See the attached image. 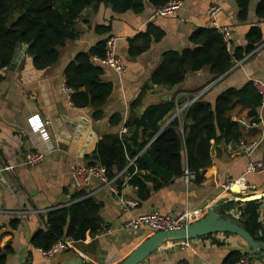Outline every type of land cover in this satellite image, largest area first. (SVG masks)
Instances as JSON below:
<instances>
[{
  "label": "crops",
  "instance_id": "1",
  "mask_svg": "<svg viewBox=\"0 0 264 264\" xmlns=\"http://www.w3.org/2000/svg\"><path fill=\"white\" fill-rule=\"evenodd\" d=\"M258 1H252L246 21L238 19L236 0H183L175 15L155 18H151L156 8L150 0L145 1L141 13L132 10L116 13L108 5H93L85 9L79 20V38L68 41L61 49L59 61L43 70L35 68L33 58L26 53L27 45L25 48L23 44L20 46L13 64L0 70L3 76L0 80V247L10 244L13 249L5 264H119L152 234L148 228H126L134 216L153 210L174 214L203 210L205 216L218 201L223 203L264 193V173H246L250 160L264 161V106L259 107V119L255 122L248 116L249 107L238 104L228 114L242 123L243 136L236 141L213 145V163L205 169L201 183L194 180L187 184L182 176L165 179L156 174L157 179L166 184L157 190L151 184V196L141 201L137 188L132 185L123 186L116 195L99 180H94L87 193L103 202L100 214L105 221L104 230L94 237L88 235L84 241L70 240L68 246L51 257L44 256L31 245L32 236L45 228L43 216L49 210L78 199L79 191L72 180V171L77 165L90 161L89 157L104 134L127 133L129 128L125 123L128 118L142 114L152 104L174 99L181 107L198 95L197 98L215 103L218 95L230 87L241 88L253 78L264 81L263 40L242 60L235 61L224 75L213 78L209 67H205L199 72H190L173 88L153 85L144 93L141 104L131 108L162 62L164 53L192 47L191 34L199 27L210 26L208 10L212 5L221 7L218 20L232 31L231 49H245V35L252 25L259 24L264 33V19L260 20L255 13ZM109 23L112 24L110 32L96 30L98 25ZM150 24L162 29L164 36L147 52L130 57L129 40L146 31ZM111 35L117 37L119 52L127 60L128 72L121 78L105 66L102 78L112 82L114 89L104 106L103 117L95 119L92 107H75L71 96L63 92L64 70L78 52L89 50ZM115 114L122 117L119 124L110 123ZM34 116H39V120L30 123ZM173 118L174 112L169 113L162 127ZM251 142H258V146L247 155L242 143ZM36 149L47 151L46 159L36 166L23 164L25 154ZM143 151L137 154L142 156ZM234 185L243 192H233ZM261 200L264 203V198ZM239 216L236 210L233 212L235 220L232 219L236 221ZM13 220H19L15 228L11 226ZM183 241H188L189 246H184ZM236 249L252 256L251 248L240 236L217 233L170 243L140 264H219ZM255 260L264 264V257Z\"/></svg>",
  "mask_w": 264,
  "mask_h": 264
},
{
  "label": "trees",
  "instance_id": "2",
  "mask_svg": "<svg viewBox=\"0 0 264 264\" xmlns=\"http://www.w3.org/2000/svg\"><path fill=\"white\" fill-rule=\"evenodd\" d=\"M145 1L0 0V70L13 64L19 50L18 45L22 44L27 45L26 53L33 58L35 68L47 69L59 61L61 49L68 41L79 38L78 23L86 8L104 4L116 13L129 10L141 13L145 9ZM169 1L150 0V3L157 9ZM252 1L236 0L239 20L248 19ZM255 13L260 20L264 19V0L258 1ZM96 30L99 33H108L112 30V24L98 25ZM163 36L162 29L150 24L146 31L129 40V56L142 55ZM245 36V49H231L217 28L211 25L199 27L190 36L192 47L164 53L162 62L132 102L131 108H137L141 104L144 93L153 85L173 88L182 83L190 72H199L205 67H209L213 78L224 75L235 61L242 60L264 40L259 24L252 25ZM106 39L99 40L89 50L78 52L64 70L66 84L72 88L71 101L74 106L92 107L95 119L103 117L104 106L114 89L112 82L103 80L105 66L97 60L105 57ZM1 79L3 76L0 74ZM238 104L248 106V116L253 121H258L262 96L252 81L241 88L230 87L224 90L215 103L196 99L181 117H174L165 127H162V122L169 113H175L178 102L171 99L152 104L142 114H133L128 118L125 123L129 128L127 133L104 134L87 164H101L113 176L126 168L130 160L137 156L134 146L141 140L143 148L155 164L169 170L175 177H183L185 169L188 168L196 173L195 181L201 183L205 178V169L213 163V145L236 141L243 136L242 123L228 114ZM121 118L120 114H115L110 118V123L119 124ZM127 170L131 175L129 182L137 188L141 201L151 196V184L155 190L166 184L165 181L157 179V175L149 169L142 156H138ZM142 170L149 172L143 174ZM123 181V178L117 181L120 190L123 189ZM85 194L84 191L78 192L77 200L49 210L43 216L45 228L37 231L31 238L34 249L48 250L63 239L84 241L88 235L94 237L104 230L105 221L100 214L103 202L93 195ZM263 206L261 199L248 202L227 200L223 215L225 218H232L231 211H239L237 223L256 240L264 241ZM233 219L235 220L234 217ZM17 224L19 220H13L11 226L15 228ZM12 250L10 244L0 247V264L6 263ZM244 256L250 254L239 249L232 250L221 264H237Z\"/></svg>",
  "mask_w": 264,
  "mask_h": 264
},
{
  "label": "built area",
  "instance_id": "3",
  "mask_svg": "<svg viewBox=\"0 0 264 264\" xmlns=\"http://www.w3.org/2000/svg\"><path fill=\"white\" fill-rule=\"evenodd\" d=\"M183 5V0H170L164 6L155 9L151 18H155L158 16H173L177 13V11ZM221 10V7L218 5H212L209 10V17L211 19L210 25L217 28L219 32L223 34L224 40L229 48H231L232 42V31L231 29L223 25L218 20V15ZM99 63L110 68L117 76L123 78L127 75L128 72V64L125 57L119 52L117 37L111 35L106 39V49H105V57L97 59ZM254 87L258 91V93L262 96V105L264 106V81L260 78H253L252 80ZM62 90L68 96H71L72 88L67 86L66 79L62 84ZM196 96L192 100H188L181 107L177 105L176 111L174 113V117H181L186 109L196 100L198 99ZM36 119L39 120V116H34L30 119V123H35ZM258 146V142L251 143H242V148L247 155H251ZM47 151L36 149L28 151L24 156L23 164L27 166H36L43 162L47 157ZM140 156H137L134 159L130 160L129 165L123 170L117 172L113 176H110L108 169L101 164H87L81 163L75 167L72 171V180L76 189L80 191L86 192V196H89L87 193V189L91 186L94 180H99L104 186L108 187L110 191L114 194L118 195L120 193V189L118 187L117 181L119 179H126L123 181V186L131 185L129 182L130 176L128 174L127 168L134 164L135 159ZM9 169H13V166H8ZM137 171V169L135 170ZM251 172H263L264 173V161L261 160H250L246 166V173ZM196 178V173L188 168L184 171L183 179L189 184L194 181ZM241 192H243L241 190ZM231 211V214L233 215ZM204 215L203 210H185L179 213H167L160 210H153L149 212L142 213L138 216L132 217L127 224L126 228L138 230L140 228H148L151 233L159 232V231H169L174 229L184 228L196 220L202 218ZM69 239H63L56 242L50 249L48 250H40V252L46 256L51 257L58 253L62 248H65L70 244ZM184 246H189L188 241H183ZM180 264H192L190 262H183ZM221 264V263H219ZM237 264H259L256 260L252 259L251 256L242 257Z\"/></svg>",
  "mask_w": 264,
  "mask_h": 264
},
{
  "label": "water",
  "instance_id": "4",
  "mask_svg": "<svg viewBox=\"0 0 264 264\" xmlns=\"http://www.w3.org/2000/svg\"><path fill=\"white\" fill-rule=\"evenodd\" d=\"M23 46L25 48L26 44H23ZM19 47L20 45H18V49ZM143 150H145V148H143L141 143H138L137 146L134 147L136 153H141ZM142 158L147 163L149 169L155 174L160 175L165 179H170L173 176L172 172L155 164L146 152L143 153ZM232 191L237 194L241 192L237 185L232 187ZM263 198L264 193H261L237 197L231 200L248 202ZM225 202H216L213 207L208 209L205 216L184 228L152 233L139 243L119 264H140L149 255L170 243L178 240L200 238L217 233H231L240 236L251 248V254L255 259L264 257V241L256 240L242 225L234 221L232 218L224 217L223 207Z\"/></svg>",
  "mask_w": 264,
  "mask_h": 264
}]
</instances>
